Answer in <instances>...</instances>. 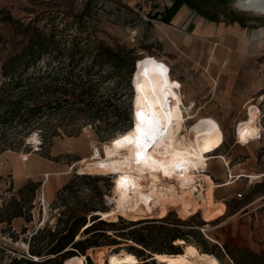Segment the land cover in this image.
<instances>
[{
	"label": "rangeland",
	"instance_id": "obj_1",
	"mask_svg": "<svg viewBox=\"0 0 264 264\" xmlns=\"http://www.w3.org/2000/svg\"><path fill=\"white\" fill-rule=\"evenodd\" d=\"M42 1L54 0H0V34L5 39L12 37L9 26H5L2 23L3 17L9 14L15 20L24 19L27 22L28 18L32 19L37 14L38 5ZM56 1L68 6L72 4L73 10L76 11H81L86 2L85 0ZM185 2L194 13H198L202 17L199 24L204 28L199 30L193 38L184 36L186 40L183 41L182 35L179 33L183 30L179 29L178 26L170 25L175 30L173 28L164 29L163 26L153 21L154 17L143 15L141 12L130 9L122 0H95L93 3L95 8L92 11L93 17L90 19L92 23L91 30H94L99 38L104 40L110 47L115 48L118 45H124L135 51L137 68L134 72L138 69V74L142 78L139 84L140 90H138V86L136 87V83L131 82L132 80L128 85L120 84L116 87L117 92H123L117 103H119V106L128 109V121L118 123L116 125L117 131L104 142L98 140V136L90 126H82L80 135L74 138L66 136L54 138L49 148L46 144H42V148L39 151H35L31 144H26L25 142L26 145L21 152L4 151L0 153V204L1 198L9 200L16 194V190L19 188V176L22 181L31 179L41 183L36 196V209L33 211L31 223L26 224L24 219L21 218L13 220L11 228L6 224L0 225V248L5 254L4 257L3 255L0 257V263H5L8 260L6 255L8 257L17 256L21 258L25 256L30 258L28 254L30 236L38 229H40L41 235L32 244L36 247H43L48 240V232L46 230L49 228L54 231L61 211L51 206L57 192L63 185L74 179L75 176L86 175L77 174L76 172L82 161L90 160L91 156L96 153L95 151L102 154L105 145L111 144L112 140L120 133L128 131L129 127L131 128L132 108L135 102L143 96L144 92L154 85L155 75L158 74L156 64H163L168 68L167 78L181 94L182 108L188 118L185 122V128L190 130L200 120H208L217 124L221 130L224 144L220 149L213 152V159L208 162L207 174L212 178L213 182L215 184H224L229 181V168L231 169L232 166L241 164L249 157L251 151L256 152L255 159L251 163V168L254 170L252 174H262L264 171V42L261 50L262 55L257 59V63L254 61L251 63V69L255 71L254 78L251 79L254 83V85L252 84L254 88H245L244 94H242L245 96L241 99L235 97L239 95L238 91H231L230 87L234 86V84L247 86L248 81L246 79L243 81L235 74H231L229 61L214 59L211 53L213 47H216L215 45H217V50L220 47L219 43L222 42L223 38L222 27L236 28L237 25L241 29L246 27L248 29L247 38H250V35L254 34V32L257 33L260 27L264 26V16L241 12L236 8L233 0H185ZM127 8L129 9L128 11L126 10ZM28 12L30 13L28 14ZM66 13L70 12L66 10ZM64 20H66L64 22L65 26L59 25L57 28L59 32L68 35L74 32L86 33V31L90 30V27L85 25L79 28L74 27L72 19L66 15H64ZM191 32L192 29L187 28L186 33L190 34ZM187 39L189 40L187 41ZM201 52L208 53L206 60L198 59L201 56ZM108 70H110L109 66L96 67L92 70V73L100 71L103 74ZM177 84H179V87H176ZM115 85L114 79L108 80L102 83L100 90L103 92L104 88H115ZM95 125H98V123H95ZM246 130H253L255 135L260 137V139L254 141L256 142V147H252L253 142L245 147H240L235 143L236 139L239 143V135L246 132ZM34 132L41 135L40 130ZM46 156L56 159V162L47 159ZM30 158L37 162L43 160L53 162L54 172L44 171L40 174L37 173V164H33L34 166L32 167ZM12 159L17 160L20 167L28 165V171L20 172L17 175L11 166ZM224 160L228 163L227 165ZM44 174L49 175L46 176L47 180ZM90 175L106 179V182H99L98 186L103 191H106L104 203L108 207L107 211L113 209L115 204L110 201L113 197L112 176ZM59 179H65L66 183L60 185L53 194H49L47 186L49 184L53 185ZM234 179L231 180L232 184L229 186L216 187L213 192V201L216 203L218 201L221 205L223 215L225 213L224 217L210 224L207 223L200 229V232L204 234L209 246L216 245L217 248H220L224 245L238 260L243 259L242 250L264 256V200L256 199L258 195L253 194V192L263 191L264 185H259L255 188L253 186L263 183L264 175L250 182L244 180L234 182ZM44 181L45 184L43 185ZM77 184L79 185L78 195L82 196L81 198L88 199L92 193L91 186L86 182H78ZM204 187L206 188V186H203V189H205ZM197 194L192 195V197L195 198V201L200 202L196 198ZM38 200L43 201L44 207L39 206ZM252 202L254 203L251 204ZM249 203L251 206L248 209L243 212L239 211L234 216L232 215L235 207L238 205L242 207ZM39 210L41 211L40 217L37 214ZM169 213H173L176 218L185 221L177 215L173 208L168 210L167 214ZM246 213L248 214L246 215ZM196 214L200 220L204 221L200 212ZM146 219L151 220L152 218L148 217ZM154 219L160 218L154 217ZM116 220H118L115 222L118 223V228H123L125 226L124 222H132L120 216ZM22 228H26L25 232H22ZM83 229L79 231L80 238L91 237L92 233H99L94 231L84 235ZM113 233L111 230L108 231L107 235ZM9 235L15 236L14 240L10 239ZM95 235L97 234H93L92 237ZM117 241L119 243L117 245L95 247L87 250L85 260L82 258L80 263L88 264L86 260V257H88L91 264H95L93 256L99 251L104 252L105 256H108V254L126 251L129 246H132L130 242ZM191 245L197 248L200 254H207L194 244ZM179 248L182 249V246ZM126 252L136 260L137 264H156V262L145 263L144 260L138 259L132 253ZM77 255L80 254L68 256L62 260V264L67 259ZM208 255L212 258L213 264H234L225 254L219 260L216 259L215 255ZM108 258L109 256L105 261L100 258L99 263L106 264Z\"/></svg>",
	"mask_w": 264,
	"mask_h": 264
},
{
	"label": "trees",
	"instance_id": "obj_2",
	"mask_svg": "<svg viewBox=\"0 0 264 264\" xmlns=\"http://www.w3.org/2000/svg\"><path fill=\"white\" fill-rule=\"evenodd\" d=\"M85 1L81 11L73 10L72 4L42 1L37 14L27 22L15 20L9 14L3 17L2 23L9 26L12 37L5 39L0 34V153L21 152L27 143L35 151H39L42 144L49 148L54 138L80 135L82 126H90L98 140L104 142L117 131L118 123L128 121V109L117 103L123 92H117L116 87L128 85L131 80L139 86L142 78L138 69L134 72L135 51L124 45L113 48L101 40L91 30L95 0ZM64 15L72 19L74 27L85 25L90 30L68 35L59 32L58 26H65ZM107 66L110 70L103 74L100 71L92 73L96 67ZM112 79L116 82L115 88L106 87L102 92V83ZM37 130L41 135L34 132ZM46 158L56 162L54 158ZM103 181L106 179L99 176L77 175L63 185L51 204L61 210L57 224L54 231L46 230L48 240L43 247L32 244L41 235L38 229L30 236V258L6 255L8 260L0 264H62L63 259L77 253L80 255L67 259L64 264H83L80 262L85 259L87 250L117 245V240L130 242L132 246L126 251L144 261L149 258L148 253L181 254V246L174 242L182 240L215 255L217 260L225 254L234 264H264L262 254L242 250L243 259L238 260L224 245L220 248L209 246L200 232L207 222L200 220L197 214L182 221L169 213L162 219L124 222L123 228H118V223L101 220L95 214L108 210L104 203L106 191L98 186ZM78 182L91 186L88 199L78 195ZM259 185L263 186L264 181L253 188ZM40 186V182L28 179L9 200L1 198L0 224L11 228L13 220L21 218L26 224L31 223ZM253 194L263 195L264 189ZM37 214L40 217L41 211ZM81 229L84 235L94 231L99 233L80 238ZM25 230L22 228V232ZM111 230L114 233L107 235ZM2 255L5 256L0 248V257ZM108 256L99 251L93 256L95 264H100V258L105 261ZM86 260L91 264L88 257Z\"/></svg>",
	"mask_w": 264,
	"mask_h": 264
},
{
	"label": "bare ground",
	"instance_id": "obj_3",
	"mask_svg": "<svg viewBox=\"0 0 264 264\" xmlns=\"http://www.w3.org/2000/svg\"><path fill=\"white\" fill-rule=\"evenodd\" d=\"M235 6L241 12L264 16V0H237ZM182 107L180 92L169 79L166 86L163 77L156 74L154 85L135 102L131 115V125L139 109L156 116L160 125L158 136L146 153L150 157L149 164L152 161L155 164H138L134 148H116L113 142L130 129L120 133L111 144L105 145L102 154L95 151L90 160L80 163L77 174L111 175L113 178V197L110 201L115 207L101 213V220L116 222L119 216L132 222L148 217L161 219L170 208L183 220L198 212L208 222L223 215L221 205L213 201L214 189L229 186L234 177L241 176L231 173L230 180L224 184L213 182L207 174L208 162L213 159V152L224 144L221 130L208 120H200L187 130L185 122L188 118ZM101 164L106 167L102 168ZM113 167L118 170L113 172ZM164 171H168L169 176L166 177ZM121 176L128 178L127 184L118 183ZM203 186L206 188L203 189ZM196 193L200 202L192 197ZM175 244L182 246L183 252L171 256L155 253L152 259L156 264H213L208 254H200L193 245L185 244L182 240H176ZM106 264L137 263L126 251H121L110 254Z\"/></svg>",
	"mask_w": 264,
	"mask_h": 264
},
{
	"label": "crops",
	"instance_id": "obj_4",
	"mask_svg": "<svg viewBox=\"0 0 264 264\" xmlns=\"http://www.w3.org/2000/svg\"><path fill=\"white\" fill-rule=\"evenodd\" d=\"M130 9H133L137 12H141L143 15H151L153 18V21L156 24H159L160 26H163L164 29L167 28H173L172 26H175L179 29H182L183 31H180V35H182V40L185 41V37H192L196 35V33L199 32V30H203L204 27H201L199 24L201 20V16L198 15V13H194L188 6L185 0H122ZM200 13V12H199ZM187 28L192 29V32L190 34L186 33ZM174 29V28H173ZM175 30V29H174ZM185 30V31H184ZM223 30V38L222 42H220V47L217 48L213 47V51L211 53L212 58L214 59H221V60H228L229 66L231 69V74H235L237 77H239L241 80L244 81L246 79L248 81L247 86H237L234 84V86L230 87L231 91H238L239 95L235 96L237 99H241L244 96V89H253L252 87L254 85L253 81L251 80L254 78L255 71L251 69V63L254 61L256 62L259 56L262 55V45L264 42V26L260 27L257 33L254 32V34L250 35V38H247L248 36V29L244 27L243 29L239 28L237 25L236 28L231 27H222ZM233 33V34H232ZM192 34V35H191ZM179 35V36H180ZM233 36V38H231ZM236 36V37H235ZM189 39H187L188 41ZM187 43V42H186ZM201 56L198 57V59L206 60L208 53L207 52H201ZM257 63V62H256ZM253 84V85H252ZM229 90V89H228ZM237 130V129H236ZM236 132V131H235ZM247 133H250V135H239V143L236 139V144H238L240 147H245L246 145L250 143L252 144V147H256V142H254L256 139H260L259 136L255 135L253 130H246ZM245 133V132H244ZM256 152L251 151V154L247 159H245L241 164H237L229 168V179L230 174L232 171L234 172L233 176H241L240 178H235L234 182L237 181H252L253 179L260 178L264 175V171L262 174H252L254 170L251 168V163H253L255 159ZM223 159V157H222ZM30 162L32 167L37 164V173H43L44 171L47 172H54L55 167L53 166V162L51 161H35L34 159L30 158ZM28 162V161H27ZM26 162V163H27ZM226 162V161H225ZM34 164V165H33ZM228 164L227 162L225 163ZM11 166L15 170V173L19 175L20 172L28 171L29 166L27 165L24 167H20L17 160L12 159ZM45 177L48 174H44ZM49 176V175H48ZM15 177V176H14ZM253 177V179H251ZM47 180V177H46ZM26 181H22L19 176L18 180V187L20 188ZM65 179H59L54 182L53 185H48V192L49 194H53L60 185L65 184ZM45 184V181L43 182V185ZM258 200H264V194L258 195ZM252 202L251 204H253ZM249 203L245 206H237L233 210V216L236 215L237 212H243L246 209H248L249 206H251ZM248 213H246L247 215ZM225 215V213H224ZM221 216L220 218L224 217ZM218 218V219H220ZM217 219V220H218ZM15 220V219H14ZM215 220V221H217ZM212 221V222H215ZM208 224L212 222L206 221ZM2 225V224H0Z\"/></svg>",
	"mask_w": 264,
	"mask_h": 264
},
{
	"label": "snow or ice",
	"instance_id": "obj_5",
	"mask_svg": "<svg viewBox=\"0 0 264 264\" xmlns=\"http://www.w3.org/2000/svg\"><path fill=\"white\" fill-rule=\"evenodd\" d=\"M153 63L155 64V62ZM156 71L160 77H163L164 84L167 86L168 68L163 64H156ZM176 87H179V84H177ZM138 90H140V86H138ZM159 128L160 125L154 113L147 114L142 109H139L135 112V121L130 130L120 139H116L113 143L118 149L134 148L136 162L138 164L143 163L146 166H151L152 164H155V161H152L151 164H149L150 157H147L146 153L147 150L155 144ZM242 135H250V133L245 132ZM100 166L102 168L106 167L104 164H101ZM117 170V168L113 167V172ZM164 175L166 177L169 176V172L164 171ZM118 183L122 185L127 184L128 178L121 176Z\"/></svg>",
	"mask_w": 264,
	"mask_h": 264
},
{
	"label": "water",
	"instance_id": "obj_6",
	"mask_svg": "<svg viewBox=\"0 0 264 264\" xmlns=\"http://www.w3.org/2000/svg\"><path fill=\"white\" fill-rule=\"evenodd\" d=\"M236 1H237V0H233L234 4L236 3ZM135 69H136V66H134V70H135ZM129 129H130V127H129ZM95 215H96L97 217L101 218V213H96ZM148 255H149V258H148L145 262H154V263H155V260L152 259V258H154V255H155V254L148 253ZM34 260H36V259H34Z\"/></svg>",
	"mask_w": 264,
	"mask_h": 264
},
{
	"label": "built area",
	"instance_id": "obj_7",
	"mask_svg": "<svg viewBox=\"0 0 264 264\" xmlns=\"http://www.w3.org/2000/svg\"><path fill=\"white\" fill-rule=\"evenodd\" d=\"M0 169H1V167H0ZM38 202H39V206H42V207H44V205H43V201H41V200H38Z\"/></svg>",
	"mask_w": 264,
	"mask_h": 264
}]
</instances>
